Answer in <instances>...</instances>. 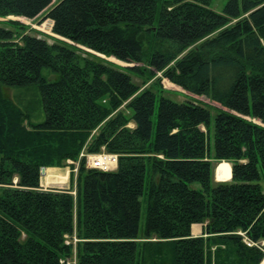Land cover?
Returning <instances> with one entry per match:
<instances>
[{"label": "trees", "instance_id": "1", "mask_svg": "<svg viewBox=\"0 0 264 264\" xmlns=\"http://www.w3.org/2000/svg\"><path fill=\"white\" fill-rule=\"evenodd\" d=\"M212 1L0 0V264L263 262L240 233L264 241V0ZM102 149L117 171L83 158L75 188L41 186Z\"/></svg>", "mask_w": 264, "mask_h": 264}, {"label": "rangeland", "instance_id": "2", "mask_svg": "<svg viewBox=\"0 0 264 264\" xmlns=\"http://www.w3.org/2000/svg\"><path fill=\"white\" fill-rule=\"evenodd\" d=\"M59 1H61V0H54V2H59ZM226 3H227V0H213L210 8L217 11V12H222ZM8 19H10V18H8ZM11 19L20 20L21 22H23L26 25H29L30 27L34 28L35 30L42 31V32L49 34V35H53L52 34L53 21H51L49 19L44 20L43 17H40L36 20H27L25 18H14V17H11ZM0 20H2V19H0ZM50 22L52 23V27L50 30H48L44 26ZM49 41L52 42L51 39H49ZM102 58H105V59H107L111 62L117 63L119 65L125 66L124 63L119 62L118 60H116L114 58H106V57H102ZM129 73L132 75L133 80L136 83H139V84L141 83V80L138 79V77L136 75H134L132 72H129ZM162 83L166 89V91L163 93V95L165 97L175 101V102L192 101V100L198 99L199 102L204 107L208 108L211 111L212 127H213V124L215 121V116L217 114V109L215 107L216 106L215 103L209 102V100L206 97H199V96L189 94V93L185 92L183 89H181L180 87H178L177 85L169 82L167 79H163ZM6 94L9 98L12 97V91L11 90L7 89ZM158 108H159V97H158V100L156 102V113L158 112ZM203 129L205 130V128H203ZM84 152H85V150H84ZM85 154H89V153L85 152ZM79 162L76 161L75 164H73V165H69L68 162H66V166L62 167V168H60V167L48 168L49 173H47V175H52V176L48 177L47 179H45V176H42L41 186L47 190L52 189V188L70 189L73 186L75 188L76 187V180H77V176H78V171L75 172L74 169H79V165H80ZM216 164H217L216 169H218L217 167L225 168L226 170L229 168V166H228L229 163L227 164V162H220V163H216ZM223 173L224 174H216V171H215V178H217L218 180H221V181H227L230 178V174H231L230 169H229L228 173H226V174H225V172H223ZM55 177H59L61 179H62V177L63 178L67 177V179H65L61 182V179H56ZM260 184H261L263 192H264V175L263 174H262V179L260 181ZM192 187L195 189H198V190L202 189V187L199 183H194L192 185ZM141 200H142V212H141L140 229L143 232L145 230L146 218H147V203H146L145 197H142ZM198 225H200V226H202V228H204V226L202 224H198ZM65 237H66L67 245H70L71 243L76 245L78 242V239L75 235L72 237H70L69 235H66ZM195 237H199V236H195ZM261 242H263V241H261ZM263 248L264 247H262V249ZM263 262H264V260H263ZM62 263L64 264V261H62ZM68 264H70V263H68Z\"/></svg>", "mask_w": 264, "mask_h": 264}, {"label": "built area", "instance_id": "3", "mask_svg": "<svg viewBox=\"0 0 264 264\" xmlns=\"http://www.w3.org/2000/svg\"><path fill=\"white\" fill-rule=\"evenodd\" d=\"M82 158L86 159L87 167L95 168V169H98L104 172L110 171L111 168L113 167H115L116 169L118 166V162H119V157L117 154L108 153L104 149L102 152L97 153V154H85V152L83 151L80 155L79 161ZM67 162L69 165L75 164V161H72V160H68ZM74 171L77 172L78 169H74ZM45 173H46L45 175H47V173H49V170H46ZM240 234L244 237L243 241L247 246L258 247L260 249L264 247V241L260 243H256V242L251 241L244 233H240Z\"/></svg>", "mask_w": 264, "mask_h": 264}, {"label": "crops", "instance_id": "4", "mask_svg": "<svg viewBox=\"0 0 264 264\" xmlns=\"http://www.w3.org/2000/svg\"><path fill=\"white\" fill-rule=\"evenodd\" d=\"M231 165V164H230ZM215 180L217 181V182H224V181H221V180H218L217 178H215ZM228 181V180H227ZM195 226H199V231H197V232H195L194 231V227ZM192 234L194 235V236H201L202 234H203V228H202V226H200V225H198V224H195V225H193L192 226Z\"/></svg>", "mask_w": 264, "mask_h": 264}, {"label": "bare ground", "instance_id": "5", "mask_svg": "<svg viewBox=\"0 0 264 264\" xmlns=\"http://www.w3.org/2000/svg\"><path fill=\"white\" fill-rule=\"evenodd\" d=\"M228 164V163H227ZM118 165H119V162H118ZM229 165V169H230V171L232 172V167H231V165L230 164H228ZM92 169H95V168H92ZM117 169H118V166H117V168L115 169V167H113V168H111V170L110 171H107V172H115V171H117ZM101 171V170H100ZM104 172V171H103ZM230 179H231V174H230ZM264 263V262H263ZM262 263V264H263Z\"/></svg>", "mask_w": 264, "mask_h": 264}, {"label": "water", "instance_id": "6", "mask_svg": "<svg viewBox=\"0 0 264 264\" xmlns=\"http://www.w3.org/2000/svg\"><path fill=\"white\" fill-rule=\"evenodd\" d=\"M45 170H46V168L43 167L42 170H41V175H42V176H44V174H45ZM231 178H232V177H231Z\"/></svg>", "mask_w": 264, "mask_h": 264}]
</instances>
